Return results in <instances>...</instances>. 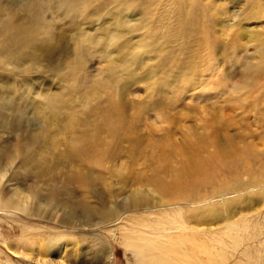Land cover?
<instances>
[{"label":"rangeland","instance_id":"obj_1","mask_svg":"<svg viewBox=\"0 0 264 264\" xmlns=\"http://www.w3.org/2000/svg\"><path fill=\"white\" fill-rule=\"evenodd\" d=\"M199 2L202 16L187 20L193 21L189 32L178 20L186 6L181 0H80V8L87 9L81 16L75 9L63 13L52 7L45 13L52 38L46 37L48 28L40 31V41L46 45L63 41L52 59H40L38 66H26L23 72L0 64V77L19 89L17 112L5 110L0 99V156L5 151L10 155L0 181V264H48L50 239L68 243L63 257L67 264H264V79L258 87L243 83L245 87L235 92L242 69H233L224 82L218 78L221 71L229 74L231 61L226 56L231 49L247 62L258 59L264 68V7L260 17L255 7L258 0ZM100 3L105 4L104 17L118 16L123 7L132 11L130 33L122 26L120 35H125L113 50L122 78L115 88L120 119L107 117L105 134L111 136V143L102 155L95 156L94 162L75 163L64 158L73 131L72 124H67L69 111L76 112L75 130H81L85 128L82 118H89L100 103L107 108V100L114 96L108 89L98 91L95 101L87 99L98 81L113 80L116 66L112 68L107 47L102 52L90 49L79 63L80 31L71 26L72 19L81 21L100 12ZM221 8L226 9L225 16H220ZM22 23L31 24L32 19L19 3L0 0V40ZM202 38L206 43L201 46ZM136 43L145 44L149 53L130 64L131 55L124 46L128 49ZM209 53L218 57L216 64L223 65L217 74L209 69ZM166 77L171 80L167 84ZM21 92L25 95L19 96ZM57 96L67 101L64 110L58 106L54 119L49 110L41 116L43 100ZM231 148L242 158L237 176L225 168L218 178L195 186L203 194L220 182L234 185L236 192L226 195L224 202L211 203L218 210L213 215H204L199 204L191 207L186 202L164 210L129 207L133 189L149 190L152 197H159L152 183L155 178L170 182L175 171L189 178L192 153L198 151L206 159L214 150L221 153ZM72 164L84 177L102 180L97 179L86 192L68 182ZM49 171L53 177L45 179L42 174ZM37 189L42 206L25 213L12 204L14 190L31 195ZM53 190L60 194L55 196ZM66 191L72 192L68 195L74 204L80 200L98 207L99 214L92 219L96 226L82 223L84 215L72 208ZM52 194L55 203L49 204ZM36 203L30 197L28 204L35 207Z\"/></svg>","mask_w":264,"mask_h":264},{"label":"bare ground","instance_id":"obj_2","mask_svg":"<svg viewBox=\"0 0 264 264\" xmlns=\"http://www.w3.org/2000/svg\"><path fill=\"white\" fill-rule=\"evenodd\" d=\"M25 1L26 2L24 3V1L22 0H12V5L18 2L19 8L21 7V9L29 15V18L32 19V23L31 24L22 23L12 33L7 32L6 34H2L1 37L2 39L0 40L1 41L0 64L3 66L12 67L14 69H19V70L22 69L21 70L22 72L26 69L24 68L26 66L29 67L31 66V69L38 66L40 59L51 60L54 54H56V52L61 49L60 47H62L63 41L61 39L60 42L54 46L46 45L45 41H40V35L42 34L40 31L42 28L43 30L48 28V33L46 34V37L52 38L53 36L49 28L50 23H48L45 20V13L48 9L55 7L59 11L63 10L62 11L63 13H67V10L69 9H75V13L77 16H81L83 13L87 11L85 7L83 9L80 8V0H25ZM181 1L182 3H185L186 6L185 8L182 7L180 9V15L178 20L180 23L184 22L182 26L180 25V27L186 29L189 32V30L193 25V21H187V20L202 16L198 14L199 10L201 9L202 3L199 2L201 0H181ZM255 7L258 8L257 14H259V16L262 17L260 12L262 11L261 7H264V0H258V3H256ZM98 8L102 10L97 14L96 11H94L91 14L90 18L89 16H87L81 21L79 19L76 20L72 19L73 25L71 26L72 28L78 29L80 31L78 35L79 42H77L78 50L80 51L79 52L80 55L78 57L79 63L85 61L90 49H95L102 52L107 47L109 49L106 50V55L110 58L111 65L113 66L112 68L116 66V74L113 72L111 76L113 80L98 81L97 85L91 88L90 93L87 95V99L89 98L90 101H95L98 98V91H102V92L104 91L106 93L108 89H110L113 92L114 96L112 98H109V101L107 100L108 102L107 108L103 107V104L100 103L101 105H98L96 108L93 109L89 118L87 116L82 118V120L84 121L83 123L85 127L84 129L80 128L81 130H75V128H77L79 124V122L76 120L78 116L74 110L69 111L70 119L67 124L70 125L72 124L71 127L73 131L70 133L71 134L70 149L66 154H64V158L69 159L70 161L75 163L78 160L94 162L93 158L95 156H98L99 154L102 155L105 152V150H107L106 147L109 145V143H111L110 141L111 136L110 135L107 136L105 134V125L107 124V119H108L107 117L108 116L113 117L114 120L120 119L118 102L115 100V98L117 97V92H115V88H117V85L120 83L122 78L118 77V68H117L118 65H116L118 58H114L113 50L114 47L118 45L119 38L125 35V34L120 35L121 27L124 26L125 28L123 29L126 28L128 29L129 24L132 23L133 21L130 13L132 11H130L128 7H123L121 14H118V16H115L116 15L115 14L112 15L111 18H109V17H104V13H103V10L105 9L104 3H100ZM219 13L221 14L220 16H225L227 12L226 9L223 10V8H221L219 10ZM217 16H219V14H217ZM97 20H101V21L95 27L90 25L91 23L96 24L95 21ZM228 27L230 29L234 28V26H232V24H230L229 22H228ZM126 32L130 33L129 29ZM239 38L241 39L240 36ZM204 42L206 43V41H204L202 38V40L199 43L202 46ZM124 47H125L124 50L125 51L129 50V54L131 55V58L128 59L130 61V64L135 62L137 59L144 57L145 54L149 53L145 51L146 49L145 44H139L138 46L136 43L135 47L129 46L128 49L126 48V46ZM233 51L231 49L230 53H228V55L226 56L228 57V61H231V66L228 71L229 74H224L225 72L221 71L222 73L219 74L220 77L218 78L221 80V82H224L225 80H227L228 76L234 74L233 69H236V67H238L243 70V73L240 74V78H241L240 84H236L235 86H233V90H235V92H238L241 87L249 86V82L253 84L255 87H258L256 85L259 83V81L262 80L261 77H263L264 79L263 76L264 68L258 62V59H256L255 61L250 60L249 62H247L243 60L241 57L234 55L232 53ZM125 54L126 53H124V55ZM207 57H209L210 58L209 61H211L210 62L211 66H209V69L215 70V73L217 74V72L221 69V66L223 65H221L220 61L219 63L217 62L219 65L216 64L218 57L216 58L214 53L213 54L209 53ZM238 65L241 67H239ZM215 66L217 68H215ZM170 81L171 80L168 77L164 78L163 80L165 84H167ZM243 83L245 86H243ZM24 85L28 86L29 84L25 83ZM18 90L19 89H17L16 87L12 88L10 82L7 81L5 78H2V76L0 77V99L2 101L1 103H3L2 105L5 108V110L6 109L15 110V112H17V107L15 104V100H16L15 96L17 93L16 91ZM78 90H80L79 87H77V91ZM96 90L97 92L95 93ZM18 95L23 96L25 95V93L21 92ZM44 103L45 105H43ZM86 103H88V101H86ZM41 105L42 106H40L41 107L40 115L44 116L45 111L49 110L52 113L54 112L55 115H52L53 118L57 116V113H59L57 107L60 106L61 109L64 110V108L67 106V101L63 97L57 96L53 99H50V101L43 100V103ZM115 116L117 117L115 118ZM99 119H101L100 122H97ZM93 129L95 130L94 132ZM113 135L116 134L113 133ZM133 144H136V141H134ZM192 154L193 155H191L188 158L189 159L188 168H187L188 174L186 173L189 176V178H186L184 177V175H181L180 171H175L174 177L170 182L164 181L163 178L161 177L155 178L152 183L153 186L155 187V190L158 191L159 197L157 198L152 197V193L149 190H145L142 188L135 190L133 189L130 195L129 207L131 209H139L143 207L146 210H149L152 207H159L161 209L163 208L164 210L165 208H170V206L180 205L181 203L186 202L187 204L191 205V207L193 206L192 204H199L201 208L205 210L204 215L205 214L213 215L214 212L218 211L216 206L211 203L215 200L220 201L221 203L224 202L223 200L225 199L226 195L228 194L231 195L236 192L235 190H232L235 189L234 185L231 186L232 184L220 182L210 192H206L203 194L197 192L195 190V186L198 184H204L214 178H218L219 176L222 175V170L225 168H228L231 171V173L233 172L236 175L239 171L237 165L239 159L241 158L238 157L240 156V153L233 148L229 150L227 149V151L221 153L219 151L216 152L214 150L213 155L211 157L210 156L207 157L206 159L203 158L202 156L201 158L199 156L198 151ZM8 157L10 158V155L6 151L0 156V181L2 180V178L5 177L6 172L8 170V168H5V166H3L5 164V160H7ZM96 161H98V158L95 159V162ZM43 172L45 173V171ZM82 173H83L82 170L78 166L73 165L72 175L69 178L68 182L77 183L80 188L87 189L86 192L91 191L94 182L99 178H97L96 176L84 177ZM42 176L45 177V179H52L53 171H49L46 174H42ZM100 180H102V178H100L99 181ZM32 191L33 192L31 193V195H28V194H22L20 190H16V191L14 190L12 196L11 197L9 196L11 198L12 204L15 205L17 210L20 209L23 210L25 213L27 212L30 213V211L33 210L34 208L42 206V202H41L42 197H40V190L37 189ZM52 193L55 196L60 194L57 193L56 191ZM53 194L50 197V199L47 200L49 204L55 203V197L53 198ZM65 194H66V200H69L73 204L72 208L74 210L75 207L78 208V210L81 211L80 213L84 215V219L82 223L84 225L94 224L93 226H96V224L92 222V219L96 214H99L98 213L99 210H97L98 207L91 208L88 205H84L83 201L81 202L80 200H77V204H74V200L69 196L70 194H72V192L66 191ZM30 197L34 198L35 201L37 202L35 204L36 205L35 207L28 204ZM229 202L232 203L230 200ZM230 203L226 205L228 209L232 208V206L231 207L229 206ZM58 206L60 207L61 205L57 203V207ZM67 206L71 208V206L66 205V207ZM199 214L200 213L197 211L196 215L200 218L201 216ZM47 244L49 248L52 249V251H49L50 254H48V252L46 253L49 256H51L50 259L47 260L48 264H67L65 262L66 260L65 261L63 260V257L65 252H68L67 251L68 243L64 241H59V240L56 241L50 239L49 241H47ZM73 253H75V251ZM87 257H85V259Z\"/></svg>","mask_w":264,"mask_h":264}]
</instances>
